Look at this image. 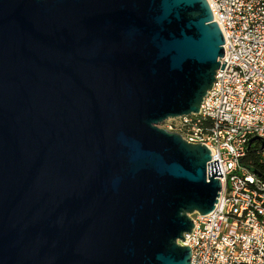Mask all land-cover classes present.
<instances>
[{
    "label": "water",
    "instance_id": "95a60500",
    "mask_svg": "<svg viewBox=\"0 0 264 264\" xmlns=\"http://www.w3.org/2000/svg\"><path fill=\"white\" fill-rule=\"evenodd\" d=\"M223 44L206 0H0V264H190L222 177L159 126Z\"/></svg>",
    "mask_w": 264,
    "mask_h": 264
},
{
    "label": "built area",
    "instance_id": "2783aa9c",
    "mask_svg": "<svg viewBox=\"0 0 264 264\" xmlns=\"http://www.w3.org/2000/svg\"><path fill=\"white\" fill-rule=\"evenodd\" d=\"M223 36L225 63L198 114L164 130L204 145L217 161L221 191L208 215L191 217L182 246L190 264H264V183L243 165L252 139L264 161V0H206Z\"/></svg>",
    "mask_w": 264,
    "mask_h": 264
},
{
    "label": "trees",
    "instance_id": "16d2710c",
    "mask_svg": "<svg viewBox=\"0 0 264 264\" xmlns=\"http://www.w3.org/2000/svg\"><path fill=\"white\" fill-rule=\"evenodd\" d=\"M260 144L256 140H251L247 149L246 157L243 160V165L252 173L256 174L257 178L264 183V161L258 156Z\"/></svg>",
    "mask_w": 264,
    "mask_h": 264
},
{
    "label": "rangeland",
    "instance_id": "374dc122",
    "mask_svg": "<svg viewBox=\"0 0 264 264\" xmlns=\"http://www.w3.org/2000/svg\"><path fill=\"white\" fill-rule=\"evenodd\" d=\"M164 125H165V124H164ZM164 125H160L159 127L163 129V128H164Z\"/></svg>",
    "mask_w": 264,
    "mask_h": 264
}]
</instances>
